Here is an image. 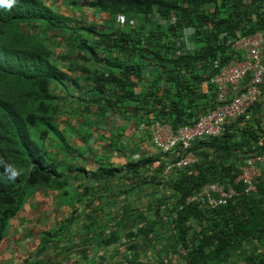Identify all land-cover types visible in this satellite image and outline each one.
Returning <instances> with one entry per match:
<instances>
[{"label": "trees", "instance_id": "trees-1", "mask_svg": "<svg viewBox=\"0 0 264 264\" xmlns=\"http://www.w3.org/2000/svg\"><path fill=\"white\" fill-rule=\"evenodd\" d=\"M243 1L219 0L220 8L227 11L225 17H219L201 10L203 5L215 4L216 0H97V8L108 16L139 15L144 20L149 14H157L167 17L168 23L164 31L158 33H143L134 27L98 30L94 26L75 29L74 32L83 33L77 38L69 33L71 43L68 47L78 58L85 64L90 60L92 65H99L92 70L81 67L82 85L70 95L76 111L92 113L98 119L106 112L121 115L143 110L149 113L147 107L157 100L160 110L153 115L154 122L171 123L170 126L175 127L178 122L175 119H180L183 114L180 100L187 95L185 80H208L231 59L228 42L236 37L229 34L235 29H245L250 34L264 30L263 0H250L247 13L240 9L245 5ZM249 11L259 19V27L256 23H248L246 28L245 15ZM187 27L194 28L193 36L202 43L190 55L181 49L180 41ZM21 28L27 31L24 33ZM67 28L63 17L51 12L38 0L0 2V243L11 220L18 215L28 194L35 188L63 189L65 195H75L73 205L82 207L78 213L71 209L58 226L42 232L39 235L42 240L38 242L33 258L23 264H52L53 253L61 244L60 238L74 235L79 228L76 223L81 225L78 236L85 239L93 223L109 220L110 214H100L108 203L106 188L117 193V185H120L125 198L119 202L116 197L112 203L124 204L127 210L124 217L128 218L133 211L129 205L136 180L142 184L152 183L158 189L164 184L160 176L161 164L152 170L146 181L140 171V162H127L122 168L101 164L93 172H87L83 167H69L63 175L58 172L54 152L61 149L69 154V146L53 120L57 110L54 91L69 80L51 61L49 48L31 36L37 31L52 36ZM224 30L226 35L219 36ZM205 60L211 61L212 67L205 72V77H191L193 62ZM214 60L217 62L215 68L212 65ZM142 80L150 81L149 95L147 92L134 93V88ZM155 80L168 83L167 90L160 97L152 90L153 86L156 87L153 85ZM190 94L192 90L188 91ZM163 100H167L168 105ZM241 117L226 124L220 136L191 146L190 151L197 156V163L190 169L176 170L164 181L172 192L170 196L164 194L169 205L168 216L171 217L168 233L173 239V247L183 249V264H231L228 260L240 251L244 242L254 241L264 247L263 194L245 196L213 210H200L184 202L187 196L206 183L234 179L243 158L264 149L261 121L254 120L252 126L238 129ZM32 129L38 132L42 145L47 148L46 154L33 137ZM54 135L59 136V147H56ZM114 151L118 152H111ZM77 179L80 183L70 192L71 184ZM126 180L128 184L124 182ZM158 204L152 206L150 218H141L144 226L139 229V234L147 236L160 220L161 206ZM58 232L60 238L54 240ZM149 243L145 242V245ZM259 257L264 260V250ZM248 261H253L250 254Z\"/></svg>", "mask_w": 264, "mask_h": 264}, {"label": "crops", "instance_id": "crops-1", "mask_svg": "<svg viewBox=\"0 0 264 264\" xmlns=\"http://www.w3.org/2000/svg\"><path fill=\"white\" fill-rule=\"evenodd\" d=\"M38 1L51 12L63 17L66 21V26L71 29V32L82 26H94L98 30H125L120 28L121 25H125L126 29L134 27L143 33H158L164 31L168 23L167 17L149 14L144 20L139 15L124 16L126 20L120 24L118 22L119 15L108 16L97 8V0ZM243 2L245 5H241L240 9L247 13L250 0H244ZM218 4L219 0H216L215 4L208 3L203 5L201 10L207 14L214 13L219 17H225L226 9L220 8ZM244 23L246 28H248V23H256L257 27H259V19L252 11L245 15ZM68 28L67 31H70ZM244 31L245 29H235L232 34H228L236 38L250 34ZM193 33L194 28L187 27L182 33V39H180L181 49L189 55L202 46V43L195 39ZM222 35H226L225 30L219 33V36ZM176 46H178V43H176ZM216 63L215 60L212 63L214 68ZM193 64L194 72L191 77L204 78L205 72L212 68L211 61L207 60L193 62ZM155 81L153 85H156V87L153 86L152 90L160 97L162 92L167 90L168 83L164 80ZM149 83V80L140 81L134 88V93L147 92V95H149ZM185 85L188 87L185 90L187 95L180 100L182 101L183 114L180 119H175L178 121L175 125H191L197 118L208 113L214 106L213 88L208 80L202 79L199 82L198 80H185ZM189 90H192L190 95H188ZM150 101H153V99ZM156 101L147 107L149 113L143 110H139L137 114L133 111H127L121 115L106 112L101 119H98L92 113L86 114L81 111H75L76 114L73 113L75 114L73 122H60L59 125L57 124L59 129H69L76 132L73 143L69 137L68 139L71 143L68 142L66 137L64 139L69 146L68 152L70 155L61 149L54 152L55 161L59 164L58 172L63 175L69 167H83L87 172H93L101 164H107L113 168H122L127 162H140V171H142V176L146 181L155 165L172 160L171 155L159 153L150 142L151 123L154 122L153 115L160 110V106ZM163 102L168 105L167 100H163ZM258 119L261 121L260 127L264 132V85L262 86L261 96L252 108L241 117V120L237 123V128L252 126L253 121ZM82 132H84L83 137H80ZM83 150L88 152L86 156L83 155L85 153ZM112 150H117L118 152L114 151L112 153ZM67 156H69V161L66 159ZM78 181L77 179L74 183L71 182L70 192L77 183H80ZM124 182L129 183L128 180ZM135 184L131 203L140 200L143 202V206L139 207L140 209L130 207L133 210L131 214L140 213L138 211L142 212L143 208H147L152 203L151 200L156 201V199H160L158 198L159 194L164 195V191L158 189L152 183L145 182L142 184V181L136 180ZM106 189V198H109L107 201L110 206L102 208L103 210H100V214H116L119 218L126 215L127 210L124 204L113 205L112 203V199L116 197L119 202L125 198V195L120 192V185H117V193L113 192V188V191H110V188ZM76 192L78 191L76 190ZM69 197H72V199L69 200ZM74 197L75 195L72 194L69 196L68 194L65 195L63 189L35 188L31 190L21 211L11 220L0 243V263L12 264L18 262L22 264L25 260L32 259L35 248L38 245L39 235L42 232L58 226L71 209L77 213L82 211L81 206L73 205ZM154 204L156 203L154 202ZM78 224L80 223H76V225Z\"/></svg>", "mask_w": 264, "mask_h": 264}, {"label": "built area", "instance_id": "built-area-1", "mask_svg": "<svg viewBox=\"0 0 264 264\" xmlns=\"http://www.w3.org/2000/svg\"><path fill=\"white\" fill-rule=\"evenodd\" d=\"M261 12L264 17V0ZM120 24L125 22L118 16ZM231 59L223 63L208 82L213 88L214 106L191 125L151 123L150 142L161 154L172 160L161 164L164 181L178 169H190L197 156L190 151L196 142L218 137L224 126L245 115L262 94L264 79V30L237 37L228 42ZM159 165H155L157 168ZM160 190L170 196L165 182ZM264 195V149L246 155L232 180L213 181L202 185L186 197V204L200 210H213L245 196Z\"/></svg>", "mask_w": 264, "mask_h": 264}, {"label": "rangeland", "instance_id": "rangeland-1", "mask_svg": "<svg viewBox=\"0 0 264 264\" xmlns=\"http://www.w3.org/2000/svg\"><path fill=\"white\" fill-rule=\"evenodd\" d=\"M120 28L126 30L125 25H121ZM21 30L24 33L27 31L25 28H21ZM69 33L73 36V38H77L79 35L83 34L82 31L79 30L76 32H69L65 30L56 32L52 36H49L48 34H43L42 32L37 31L32 32L31 36L33 39L43 42V44L49 48L51 51V61L65 73L67 80H69L63 82L62 86L54 91L55 102H57V110L55 112L56 117H53V120H56L58 125L60 122L70 123L74 120L76 114L74 111H76V108L75 104L70 101V95L71 91L74 93L79 90L82 85L80 77L82 75L81 67H88L89 70L99 67L98 64L92 65L90 60L85 64L78 58L75 51L71 47H68V43L70 42V36H68ZM73 95L72 98H74ZM31 131L33 137L39 142V146L41 147L43 154H46L47 148L42 145L41 138L38 137V132L34 129ZM60 132L66 137L68 142L71 143L68 137L72 139V143L74 142L76 132L61 128ZM83 134L84 132L81 133L80 137H83ZM53 138L57 141L56 147H59L61 145L59 136L54 135ZM83 151L85 152L83 155L86 156L88 152H86V150ZM68 157L69 156L66 157L67 161H69ZM158 196L160 199H156V201L151 200L152 203L148 209L143 208L142 212L137 210L140 212L138 214H132L128 218L127 216H121L119 218L116 214H110L111 217L109 220L103 222L101 221L99 224L93 223L90 228V233L85 239L78 236V234H80V224H78L79 228L76 230L74 235H65L60 238V233L58 232L54 236V240L60 238L59 242H61V244L58 250L53 253L51 263L183 264L181 257V255L183 256V249H175L173 247V239L168 233L170 230L168 223H170L171 217L168 216L169 205L167 204V200L164 198L167 196H162L161 194ZM154 202H159L158 205L161 206V212L159 213V217L161 218L156 221L150 233L147 236H144L143 233H138L139 229L144 226L141 218H150V216H152L151 208L152 206L154 207ZM107 206L110 205L107 203ZM141 206H143V202L140 200L134 201L130 204L131 208L133 207L136 209ZM41 240L42 239L40 237L37 242H41ZM145 242H150L148 244L150 246L147 247L148 245H145ZM263 250L264 247L260 243L254 241L244 242L240 247V251L228 261L231 264H243L245 262H248V264H263L264 260L261 261L259 257ZM249 254L252 255V262L248 261ZM12 264L21 263L15 262Z\"/></svg>", "mask_w": 264, "mask_h": 264}, {"label": "clouds", "instance_id": "clouds-1", "mask_svg": "<svg viewBox=\"0 0 264 264\" xmlns=\"http://www.w3.org/2000/svg\"><path fill=\"white\" fill-rule=\"evenodd\" d=\"M0 2H7V0H0Z\"/></svg>", "mask_w": 264, "mask_h": 264}]
</instances>
